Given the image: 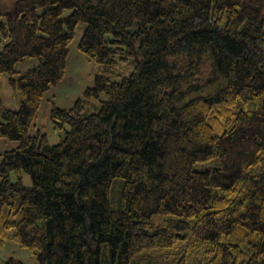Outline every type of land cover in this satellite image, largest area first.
<instances>
[{"label":"trees","instance_id":"1","mask_svg":"<svg viewBox=\"0 0 264 264\" xmlns=\"http://www.w3.org/2000/svg\"><path fill=\"white\" fill-rule=\"evenodd\" d=\"M80 24L98 71L73 108L52 102L51 145L31 130ZM6 74L20 108L0 89V139L19 146L0 162V246L37 264H264V0H0Z\"/></svg>","mask_w":264,"mask_h":264},{"label":"rangeland","instance_id":"2","mask_svg":"<svg viewBox=\"0 0 264 264\" xmlns=\"http://www.w3.org/2000/svg\"><path fill=\"white\" fill-rule=\"evenodd\" d=\"M67 14H69V12H67L66 15ZM85 29V24H80L76 37L70 46V54L65 78L60 84L53 87L43 99L42 105L34 122V126L31 130L32 134H36L40 130L46 133L51 145L60 143L65 136L62 131L55 128V125L50 118L52 102L58 108L71 109L74 107L77 100L84 98L85 91L94 86L98 66L78 48ZM38 64L39 60L37 58L27 59L18 63L15 70L18 73H23L36 67ZM0 89L1 101L4 106L13 111L18 110L20 108V98L15 96V93L9 84V76L7 74L3 75L0 79ZM107 99V95L102 94L99 99L92 100L91 104L88 106V113L91 114L98 112L101 102L106 101ZM18 146L19 143L17 142L0 139V162L2 160V154L7 151L14 150ZM218 165V161L213 160L203 164H197L194 166V169L197 171H204L216 168ZM261 171H264V168H262ZM26 181L29 182V179L26 178ZM11 257H16L24 264H37L35 253L21 247L14 241H8L4 246H0V262H5ZM144 264L174 263L166 259H161L155 255L150 262Z\"/></svg>","mask_w":264,"mask_h":264}]
</instances>
